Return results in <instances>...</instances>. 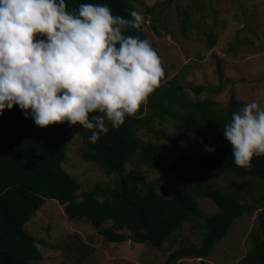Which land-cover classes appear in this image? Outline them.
I'll list each match as a JSON object with an SVG mask.
<instances>
[{"label":"trees","instance_id":"obj_1","mask_svg":"<svg viewBox=\"0 0 264 264\" xmlns=\"http://www.w3.org/2000/svg\"><path fill=\"white\" fill-rule=\"evenodd\" d=\"M81 3L108 4L114 15L125 18H130L132 10L137 11L133 0H66L68 10ZM144 17L142 30L129 28L125 34L146 39ZM156 22L157 17H152V28ZM207 39L212 47L215 36L208 34ZM221 63L216 61L220 83L213 93L219 92L226 82ZM166 79L165 71L162 82ZM162 82L136 115L126 116L122 126L113 129L106 121L109 131L101 134L95 144L89 143L91 131L79 124L64 122L41 128L30 117L25 118L18 106L4 110L0 116V264L41 260L39 240L26 233L23 226L47 200L61 205L67 220L89 222L109 244L129 240L159 250L184 224H200L199 245H181L163 264L207 259L236 219L262 210L258 213V228L251 234L252 249L236 264H264V156L254 157L251 169L236 166L232 146L223 135L224 125L243 104L234 97L225 105L213 99L193 101L176 78L166 85ZM203 89L191 88L195 95ZM155 120L170 121L173 132L153 129L151 123ZM140 130L149 133L155 142L142 141ZM75 135L80 136L85 147L82 160L112 176L111 187L96 185L80 192V184L63 169L68 143ZM181 143L192 146L195 155L168 163L166 151ZM205 146L214 147L215 151L207 152ZM142 169L174 176L181 190L168 198L161 195L157 192L159 181H148ZM211 170L217 177L257 179L261 195L248 203L238 191H223L203 179ZM200 200H209L218 211L203 214Z\"/></svg>","mask_w":264,"mask_h":264},{"label":"rangeland","instance_id":"obj_2","mask_svg":"<svg viewBox=\"0 0 264 264\" xmlns=\"http://www.w3.org/2000/svg\"><path fill=\"white\" fill-rule=\"evenodd\" d=\"M133 5L146 16L144 34L167 72L163 85L176 78L188 96L197 102L213 99L225 105L234 97L243 107L253 100L264 105V0H133ZM152 17H157L154 28ZM208 34L216 38L212 47ZM217 60L222 62L226 82L219 92L213 93L220 83ZM198 86L204 89L195 95L191 88ZM151 127L173 132L170 121L155 120ZM138 135L144 142H155L145 130H140ZM84 152L80 136H73L62 164L80 184V192L96 185L103 189L111 187L113 177L83 161ZM194 155L195 149L187 143L165 153L168 163ZM142 171L148 181H159L157 192L167 198L181 190L174 176H165L157 170ZM203 179L214 182L223 191L240 192L248 203L261 195L257 179L217 177L213 170ZM199 208L205 215L218 211L209 200H200ZM261 211L236 219L207 259H181L175 264H236L252 249L251 234L258 228ZM23 229L39 240L37 248L42 258L31 264H163L181 245L198 246L201 240L200 224L194 223L184 224L159 250L129 240L119 244L105 243L97 229L86 220H67L63 207L53 200H47ZM79 242L91 250H85Z\"/></svg>","mask_w":264,"mask_h":264},{"label":"clouds","instance_id":"obj_3","mask_svg":"<svg viewBox=\"0 0 264 264\" xmlns=\"http://www.w3.org/2000/svg\"><path fill=\"white\" fill-rule=\"evenodd\" d=\"M129 16L108 4L68 10L66 0H0V116L18 106L41 128L79 124L92 144L108 133L106 121L122 126L165 77L151 41L125 34L142 30L143 13ZM223 135L233 163L251 169L264 156V105L233 112Z\"/></svg>","mask_w":264,"mask_h":264}]
</instances>
